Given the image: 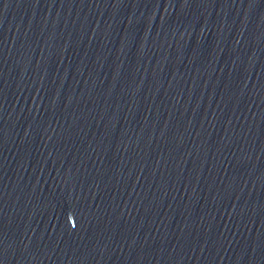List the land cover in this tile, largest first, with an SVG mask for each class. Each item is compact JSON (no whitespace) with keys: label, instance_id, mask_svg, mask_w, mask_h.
Here are the masks:
<instances>
[{"label":"water","instance_id":"obj_1","mask_svg":"<svg viewBox=\"0 0 264 264\" xmlns=\"http://www.w3.org/2000/svg\"><path fill=\"white\" fill-rule=\"evenodd\" d=\"M0 264H264V0H0Z\"/></svg>","mask_w":264,"mask_h":264}]
</instances>
